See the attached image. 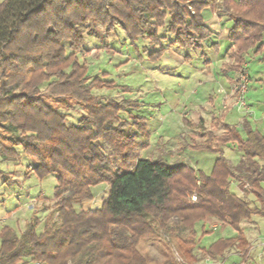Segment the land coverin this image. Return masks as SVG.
Wrapping results in <instances>:
<instances>
[{"label":"trees","instance_id":"obj_1","mask_svg":"<svg viewBox=\"0 0 264 264\" xmlns=\"http://www.w3.org/2000/svg\"><path fill=\"white\" fill-rule=\"evenodd\" d=\"M214 1H0V130L11 135L8 144L0 139V159L14 162L21 147L23 155L36 160L31 173L39 180L57 176L53 210L42 231L36 217L19 233L0 226V264H150L139 245L160 233L193 259L197 227L214 222L236 235L213 241L205 256L221 258L233 248L247 252L241 224L264 214V135L247 119L241 129L223 123L222 134L203 133L206 139L197 149L217 155L208 173L185 163L138 158L133 137L111 126L117 114L137 108V101L97 102L94 88L116 84L98 78L88 83L87 66L78 60L84 26L90 23L108 32L119 27L132 42L156 41L166 25L175 45L202 48L211 36L202 12L213 9ZM225 10L234 48L225 70L239 71L250 52L264 60V0H225ZM163 53L157 50L148 58L155 61ZM41 87L48 95L76 100L88 118L68 125L44 102ZM136 127L148 138L144 126ZM229 146L241 155L236 164L224 156L222 148ZM232 181L240 189L249 183L243 194L253 193L260 207L233 192ZM103 183L108 193L100 208L78 209L93 199L91 187ZM193 193L196 202L189 199Z\"/></svg>","mask_w":264,"mask_h":264},{"label":"rangeland","instance_id":"obj_2","mask_svg":"<svg viewBox=\"0 0 264 264\" xmlns=\"http://www.w3.org/2000/svg\"><path fill=\"white\" fill-rule=\"evenodd\" d=\"M207 11L215 21L220 18L223 22L228 17L225 12V0H215L214 8ZM207 11L203 10L202 13L205 15ZM214 13L217 15L215 16ZM205 22L211 36L203 42V45L208 44L220 32H217L216 28L208 26L207 22L209 21L206 17ZM210 22L212 23V21ZM230 24L228 22L225 26L222 25L224 27L219 39L221 51L218 53L220 55L229 52L230 42L224 32L230 28ZM84 29V40L78 53V60L87 66L88 83L98 78L105 85L111 82L116 84L111 89L94 88L92 94L97 102L107 103L115 100L130 105V100L137 101V108H128L127 112H120L111 122V126H116L122 129L125 135L133 137L135 140L133 149L137 157L155 159L175 165L185 163L208 173L217 155L199 150L196 145L205 141L206 137L202 136L203 133L210 131L216 135L223 133L221 119L216 117L217 119L214 118L205 124L202 122L201 125L188 123V125L182 126L180 122L183 120L182 115L191 110L193 105L231 107L236 95L235 73L232 72L231 76L227 78L228 88L225 84L224 87L218 82L220 78L218 69L206 67L205 60L212 54L208 55L205 52L204 55L202 52L204 46L202 48H182L175 45L173 43L175 35L168 31L166 25L159 29V39L156 41L139 38L132 42L119 27L108 32L100 25L94 28L90 23L86 24ZM161 49H164V53L158 60L151 61L148 58L150 54ZM251 54L252 52L247 56V65L245 63L241 67V69L246 67L250 76L245 102L249 106L251 115H242L241 113L244 112L233 108L231 117L234 122L240 117L250 121L257 119L264 125V78H261L264 61L260 64V61L252 58ZM178 55L182 59H177ZM186 55H190V58L184 62L183 58ZM228 58L230 57L228 56ZM230 62H232L231 59ZM216 64H220V62H213L214 66ZM206 69H210L209 73L205 72ZM197 74L199 77L196 76ZM198 80L200 83L205 82L198 85ZM41 97L47 105L66 117L68 125L77 124L79 120L88 118L84 106L78 104L74 99L48 95L44 91V87H41ZM137 116L147 118L149 123H144L143 119L135 121L134 118ZM134 122L140 124L141 127L144 126V130L149 133L148 138L141 137V131L137 129V124L134 126ZM238 128L241 129L240 126ZM161 135L162 137H159ZM0 139L8 144L11 135L0 130ZM16 150L18 157L14 162L6 163L0 159V169L4 171L3 176H0V184L7 185L0 187V218H4L9 211V219L0 222V226L8 225L19 233L29 221L36 217L40 221V225L37 227V231L40 232L44 227L45 219L53 210V195L57 185V176L50 174L39 180L31 173V167L36 160L23 155L21 147ZM105 150L110 153V150ZM222 150L227 159L234 164L238 163L241 157L240 153L230 146L223 147ZM11 171L15 172L16 176L10 173ZM15 177H20L22 183L18 184ZM15 184L19 186H14ZM231 190L239 197L249 199L253 207H260L253 193L242 194L237 183L231 184ZM91 191L93 199L84 201L81 207H77L78 209L87 211L100 208L107 196L108 185L99 184L91 187ZM3 203L4 207H2ZM241 227L248 243L255 244L264 234V214L252 216L250 220L244 221ZM235 235L233 229L229 226L222 227L219 222L207 223L202 229L197 227L196 236L193 239L194 247L191 250L193 259L184 255L176 240L166 233H160L158 239L142 241L139 249L149 259L150 264H164L165 261H170L171 264H206L207 256L204 255V249L218 238ZM240 252L236 248L230 249L223 257L212 259L208 264H239L241 261ZM245 262L247 264V259ZM28 264L41 263L30 262ZM248 264H264V259L257 262L250 257Z\"/></svg>","mask_w":264,"mask_h":264},{"label":"crops","instance_id":"obj_3","mask_svg":"<svg viewBox=\"0 0 264 264\" xmlns=\"http://www.w3.org/2000/svg\"><path fill=\"white\" fill-rule=\"evenodd\" d=\"M207 11V10H206ZM205 17H206V19L209 21V22H207L208 23V26H211L212 28H216V30H217V32H219L218 33V35H217V37H213V39L208 43V44H204L203 46H204V49H203V54L205 55V52H207L208 53V55L211 53L212 55L211 56H208V58L205 60V62H206V67L208 68L209 66L210 67H212V69H218V73H219V76H220V78H219V76H218V82L220 83V84H222V85H226L227 86V88H228V79L227 78H229L230 76H231V73L233 72V71H228V70H225L226 69V67L228 66V65H230L232 62H230V59H231V57H230V55L234 52V48H233V46L230 44L229 45V52H227V54H225V55H220V54H218L220 51H221V47H220V43H219V39H220V36L222 35V29H223V27L226 25V23H231V20L227 17L226 18V21H223V22H221V20H220V18L219 19H216V21H215V19H213L212 17H211V15H210V12L209 11H207L206 13H205ZM208 15V16H207ZM222 16H224V15H222ZM224 18V17H223ZM223 18H222V20H223ZM210 21H212V23L210 22ZM222 25H224V26H222ZM230 26H231V24H230ZM230 28H228V29H226V31L224 32L225 34H226V36H227V34H228V30H229ZM252 55V54H251ZM228 56L230 57V58H228ZM247 56H249V55H245V60H246V65H247ZM253 57L252 58H254V59H258L259 61H260V64L261 63H263V61L264 60H262L261 58H260V56H255V55H252ZM176 58L178 59V58H181L182 59V57H180L179 55H178V57L176 56ZM190 58V55H186L183 59V61L184 62H186L187 61V59H189ZM224 58H226V60H224ZM215 61H217V62H220V64H216L215 66L213 65V62H215ZM209 71H210V69H206V73H209ZM205 73V74H206ZM235 73V72H234ZM261 74V73H260ZM197 77H199L198 76V74L196 75ZM264 76V70H263V75H262V77L261 78H264L263 77ZM217 77V76H216ZM206 81H208L209 82V80H206ZM203 82H205V81H203ZM203 82H201L200 83V80H198V85L199 84H204ZM225 85H224V87H225ZM155 106V105H154ZM170 106H172V105H170ZM231 106V105H230ZM261 107H263L262 105H260ZM173 107V106H172ZM233 108H232V106L231 107H227V108H225V107H223V105H221V107L220 106H216V105H193L192 106V109L191 110H189L187 113H184L183 115H182V118H183V120H182V122H180L181 124L180 125H182V126H184L185 124H187L188 125V123H190V124H192V125H194V124H197V125H201L202 124V122L205 124L206 122H211L214 118H216V117H218V118H220L221 119V121H222V123H225V124H229V125H236L237 127H239L240 126V128H241V123L243 122V120L245 119L244 117H240L236 122H234L233 121V119H232V117H231V113L233 112ZM216 113V114H215ZM213 114H215V115H213ZM242 115H244V113H241ZM246 115V114H245ZM251 115V114H250ZM248 116V115H247ZM142 117V116H141ZM217 119V118H216ZM249 122H250V124H251V126H252V128L253 129H256V130H258L260 133H262L263 135H264V125H262L260 122H259V120H257V119H253L252 121H250V120H248ZM143 122L145 123L146 122V124H148L149 123V120L146 118H143ZM148 122V123H147ZM163 129V128H162ZM148 130V129H147ZM148 132V131H147ZM149 134V133H148ZM159 137H162V135L161 136H159ZM167 140V139H166ZM155 160V159H154ZM169 164V163H168ZM10 173H13L15 176H16V174H15V172H13V171H11ZM16 178V177H15ZM20 177H18V178H16V180L18 181V184L21 182L22 183V181L19 179ZM24 179H26V178H24ZM29 179V178H28ZM18 184H15L14 186H19ZM1 186H7L6 184H4V183H1L0 184V187ZM8 187H11V186H8ZM25 204V203H24ZM2 207H4V203L2 204ZM8 216H9V211H8V213L6 214V216L4 217V218H0V222H4V221H7V219H9L8 218ZM213 226H215V224H213Z\"/></svg>","mask_w":264,"mask_h":264},{"label":"built area","instance_id":"obj_4","mask_svg":"<svg viewBox=\"0 0 264 264\" xmlns=\"http://www.w3.org/2000/svg\"><path fill=\"white\" fill-rule=\"evenodd\" d=\"M220 12V9H218ZM216 16L217 14L214 13ZM235 101L233 103L232 108L237 109L238 111L244 112L246 115H250V109L249 106L246 105L245 102V94L248 91V87L250 84V76L247 72L246 67L243 69L235 72ZM238 184V182L232 181L231 184ZM240 189V187H239ZM251 189V185L249 183H244L242 188L240 189L241 193L243 194L244 191H249ZM191 202H196L197 201V195L195 193L191 194L189 197ZM240 262L239 264H246L245 260L247 259V264L249 262L250 257L254 258L255 261L261 262L264 259V234L257 240L255 244H250L247 248V252H240ZM247 257V258H246ZM212 259L207 256L205 258V263H211Z\"/></svg>","mask_w":264,"mask_h":264}]
</instances>
